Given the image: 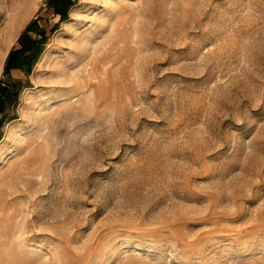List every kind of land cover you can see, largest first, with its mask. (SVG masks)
Listing matches in <instances>:
<instances>
[{
    "label": "rangeland",
    "instance_id": "obj_1",
    "mask_svg": "<svg viewBox=\"0 0 264 264\" xmlns=\"http://www.w3.org/2000/svg\"><path fill=\"white\" fill-rule=\"evenodd\" d=\"M6 79L0 264H264V0H79Z\"/></svg>",
    "mask_w": 264,
    "mask_h": 264
},
{
    "label": "trees",
    "instance_id": "obj_2",
    "mask_svg": "<svg viewBox=\"0 0 264 264\" xmlns=\"http://www.w3.org/2000/svg\"><path fill=\"white\" fill-rule=\"evenodd\" d=\"M79 0H46L45 16L39 15L26 26L17 43L10 51L3 72V79H0V114L5 112L7 103L6 97L11 91V83L6 81L13 70H18L30 75L32 67L38 62L46 44L49 40V33L59 28L62 22L69 19L71 8ZM42 21H54L55 25L48 32ZM17 98L18 94H14Z\"/></svg>",
    "mask_w": 264,
    "mask_h": 264
},
{
    "label": "bare ground",
    "instance_id": "obj_3",
    "mask_svg": "<svg viewBox=\"0 0 264 264\" xmlns=\"http://www.w3.org/2000/svg\"><path fill=\"white\" fill-rule=\"evenodd\" d=\"M20 1H21V0H20ZM24 1H25V2H24ZM27 1H28V0H22L20 3L22 4V3L24 2V3L26 4ZM72 13H73V12H72ZM23 20H24V19H23ZM23 20H21V21L18 22L19 25H18V27L16 28V30L20 27V25L22 24V21H23ZM6 56H7V54H6ZM4 59H5V58H4ZM0 69L2 70V61L0 62ZM1 70H0V71H1Z\"/></svg>",
    "mask_w": 264,
    "mask_h": 264
},
{
    "label": "crops",
    "instance_id": "obj_4",
    "mask_svg": "<svg viewBox=\"0 0 264 264\" xmlns=\"http://www.w3.org/2000/svg\"><path fill=\"white\" fill-rule=\"evenodd\" d=\"M13 72H19V73H22V72H20V71H18V70H13L12 73H13Z\"/></svg>",
    "mask_w": 264,
    "mask_h": 264
}]
</instances>
